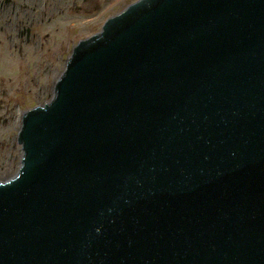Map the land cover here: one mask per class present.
Wrapping results in <instances>:
<instances>
[{
  "label": "water",
  "instance_id": "obj_1",
  "mask_svg": "<svg viewBox=\"0 0 264 264\" xmlns=\"http://www.w3.org/2000/svg\"><path fill=\"white\" fill-rule=\"evenodd\" d=\"M0 264H264V0H137L24 113Z\"/></svg>",
  "mask_w": 264,
  "mask_h": 264
},
{
  "label": "flooded vegetation",
  "instance_id": "obj_2",
  "mask_svg": "<svg viewBox=\"0 0 264 264\" xmlns=\"http://www.w3.org/2000/svg\"><path fill=\"white\" fill-rule=\"evenodd\" d=\"M101 1L0 0V71H4L0 75V183L14 177L19 169L22 118L39 106L29 107L30 98L39 100L48 94L45 76L53 85L50 100L61 76L64 52L69 50L70 57L81 40L94 34L93 15L119 6L107 20L137 0Z\"/></svg>",
  "mask_w": 264,
  "mask_h": 264
},
{
  "label": "rangeland",
  "instance_id": "obj_3",
  "mask_svg": "<svg viewBox=\"0 0 264 264\" xmlns=\"http://www.w3.org/2000/svg\"><path fill=\"white\" fill-rule=\"evenodd\" d=\"M104 1L105 0H102L101 1V4H103ZM117 9L118 10L120 9L119 6L117 8L115 7L113 10L108 11V13L107 12H104L102 14H97V13L94 14L93 15V19H92L93 20V32L95 33L97 31H99L101 29V25L103 24L105 18L107 16H109L111 13L117 11ZM67 55L69 57V50H67L66 53L64 52V56L65 57H64V59L60 63L59 70H60V73L61 74L64 71V68H65V65H66L65 62H64V60L66 59V56ZM3 73H4V71H0V75H3ZM45 78H46V81H44V83L46 84L45 87L47 89V93L48 94H46V96H44L42 99H39V100H36L35 98H30V100L28 102V106L29 107L36 106V105H41L43 102L46 103V102L49 101V98H50V95L49 94H51V90L53 88V85L49 83L50 81H49V76L48 75H46ZM47 83H48V85H47ZM15 154L17 155L18 152H15ZM16 167H17V165L14 164L13 167H12V169L15 170Z\"/></svg>",
  "mask_w": 264,
  "mask_h": 264
}]
</instances>
